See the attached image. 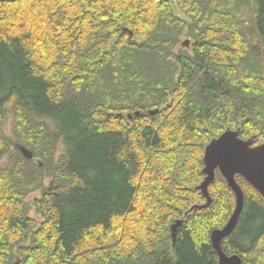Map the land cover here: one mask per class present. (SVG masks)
<instances>
[{
    "label": "trees",
    "instance_id": "obj_1",
    "mask_svg": "<svg viewBox=\"0 0 264 264\" xmlns=\"http://www.w3.org/2000/svg\"><path fill=\"white\" fill-rule=\"evenodd\" d=\"M184 32L194 54L175 55ZM1 126L0 264H219L211 233L236 206L219 172L175 244L171 227L207 202L196 188L214 137L240 127L264 142V0L0 3ZM10 126L32 160L8 156ZM44 131L50 163L66 158L49 186ZM237 181L244 209L223 249L264 264V200ZM37 190L40 223L25 202Z\"/></svg>",
    "mask_w": 264,
    "mask_h": 264
},
{
    "label": "water",
    "instance_id": "obj_2",
    "mask_svg": "<svg viewBox=\"0 0 264 264\" xmlns=\"http://www.w3.org/2000/svg\"><path fill=\"white\" fill-rule=\"evenodd\" d=\"M18 0H0V3L16 2ZM130 37L133 36L132 31ZM189 41L186 42L188 45ZM159 110L151 112L154 116ZM139 115V114H137ZM132 119V116L129 115ZM242 130L227 128L218 137H214L205 147L203 156L204 168L202 173L205 180L196 190H200L202 196L207 200L203 205L194 204L183 214L182 218L176 221L171 227L174 244L177 239L178 229L181 228L185 220L196 210L207 209L212 204L209 187L215 182L217 172L227 182V187L232 190L236 199L235 209L223 228L213 230L211 242L216 251L219 264H242V257L238 254H228L223 249V241L231 236L235 231L245 204V193L237 181V177L242 178L252 189H254L264 200V142L256 144L258 137L243 139ZM21 152L27 160L34 158V153L25 147H21Z\"/></svg>",
    "mask_w": 264,
    "mask_h": 264
},
{
    "label": "rangeland",
    "instance_id": "obj_3",
    "mask_svg": "<svg viewBox=\"0 0 264 264\" xmlns=\"http://www.w3.org/2000/svg\"><path fill=\"white\" fill-rule=\"evenodd\" d=\"M211 25H213V24H211ZM228 29H229V26H225V27L220 28V31L224 32L222 34L223 38L228 37V35H229ZM192 33H193V37H190V35H188L189 33L187 34L186 32H184L183 36L178 40V46L174 50L175 55L179 54L182 50L188 52L189 54H194V47H195V44L198 42V33H196V32H192ZM216 35L217 34L215 32H213V36H216ZM217 40H214V41H217ZM187 41H189L188 45L186 44ZM251 42L257 47L261 45L260 38L258 36H253L251 38ZM57 43H58L57 41H53V44H56L58 47ZM49 45L51 46V43ZM225 45H227V44H223L224 47H225ZM227 47L225 48V50L227 49ZM242 48H243V46H242ZM52 50H53V48H52ZM108 51H110V52L112 51L111 47L108 48V50L106 49V52H108ZM223 52H225V51H223ZM14 130L15 129H13V131ZM1 132H2V126L0 127V133ZM3 134H4L6 146L8 148V156L12 159H16L17 154H19L22 159H26L21 152V147L27 148V146L24 144H20L16 140V138L12 132V127L11 126L9 128L7 127V129L4 130ZM17 134H18L19 138L26 139L27 135H26V131L24 130V127H21L17 131ZM33 134L35 137H37L39 139L40 149L42 152H45V158L47 160L46 161L43 158H38V159H35V162H36V165L38 168L42 169L44 167L45 177H46L45 186H49L50 183L54 181L56 173L65 172V170H63V168L65 169V166H66V158L63 159L61 156V151L58 150L55 152L54 163L51 164L49 161V156L46 153V149L49 147V144L47 143L48 139H49L48 134L45 131L42 133L33 132ZM27 149L32 151V149L29 147ZM42 192H43L42 190H37V191L31 193L25 200V202L27 204H29L28 207L30 206V208H31V212L29 213V216L34 218L36 220V223H40L42 221V218H41V216H39L37 214L36 209L34 207V202H35V200H37V198L41 197Z\"/></svg>",
    "mask_w": 264,
    "mask_h": 264
}]
</instances>
